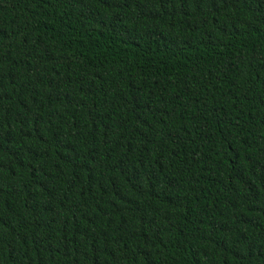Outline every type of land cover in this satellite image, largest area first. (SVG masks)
I'll return each instance as SVG.
<instances>
[{"label": "trees", "instance_id": "16d2710c", "mask_svg": "<svg viewBox=\"0 0 264 264\" xmlns=\"http://www.w3.org/2000/svg\"><path fill=\"white\" fill-rule=\"evenodd\" d=\"M0 264H264V0H0Z\"/></svg>", "mask_w": 264, "mask_h": 264}]
</instances>
